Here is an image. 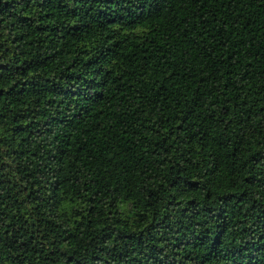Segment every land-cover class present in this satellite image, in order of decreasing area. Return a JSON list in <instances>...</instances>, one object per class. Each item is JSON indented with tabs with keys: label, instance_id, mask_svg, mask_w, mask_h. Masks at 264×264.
I'll list each match as a JSON object with an SVG mask.
<instances>
[{
	"label": "trees",
	"instance_id": "1",
	"mask_svg": "<svg viewBox=\"0 0 264 264\" xmlns=\"http://www.w3.org/2000/svg\"><path fill=\"white\" fill-rule=\"evenodd\" d=\"M0 264H264V0H0Z\"/></svg>",
	"mask_w": 264,
	"mask_h": 264
}]
</instances>
